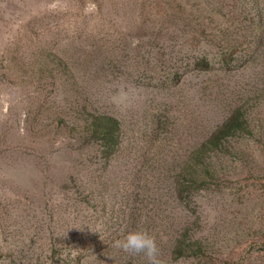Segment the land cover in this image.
<instances>
[{"label": "rangeland", "instance_id": "obj_1", "mask_svg": "<svg viewBox=\"0 0 264 264\" xmlns=\"http://www.w3.org/2000/svg\"><path fill=\"white\" fill-rule=\"evenodd\" d=\"M83 1L79 15L77 0H0V264L53 263L50 237L65 229L75 234L69 228L80 219L83 230L73 238L99 250L119 228L103 211L118 210L129 187L141 224H148L146 216L158 223V213L195 222L196 236L214 255L191 257L194 264H264V47L212 46L179 27L174 38V26L158 22L157 14L137 17L141 26L135 28L130 16L95 17V4ZM193 1L195 16L210 3ZM41 52L59 60L52 64L55 90H43L41 100L45 92L56 94L71 113L83 100L122 119L127 150L137 157L135 177H117L128 167L124 157L107 168L114 177L104 188L90 182L94 202L86 203L77 181H70L74 167L85 179L90 175L83 166L90 167V148L78 147L49 112L38 111V83L51 80L20 70L37 69ZM203 53L212 69L195 64ZM223 59L229 69H220ZM226 96L248 109L252 134L244 131L236 145L247 158L226 156L220 178L184 182L187 190L172 195L173 184L150 175L151 158L158 153L182 163L199 131L228 116ZM154 135L159 139L152 144Z\"/></svg>", "mask_w": 264, "mask_h": 264}, {"label": "trees", "instance_id": "obj_2", "mask_svg": "<svg viewBox=\"0 0 264 264\" xmlns=\"http://www.w3.org/2000/svg\"><path fill=\"white\" fill-rule=\"evenodd\" d=\"M77 13L80 15L83 9V0H77ZM96 8L95 17H106L111 21V16L123 19L130 16L131 27L141 26V22L136 21L140 16L150 13L157 14L158 22H166L174 26L169 36L178 38L175 31L180 28L183 34H187L189 39L205 38L212 46L225 47V49H237L246 44V48L254 46L264 47V0H207L210 1L207 6L202 7L199 14L195 16L193 9V0H91ZM202 13L206 16L200 17ZM117 16V17H116ZM132 20V21H131ZM178 31V32H179ZM103 47L99 48L102 49ZM226 54V53H225ZM52 55L53 58H50ZM36 61L37 69L23 70L25 74L33 75L38 80L42 78L50 79L46 83H38L36 105L38 111L49 112V118L52 123L58 125L65 135L74 138L78 147H89V165H83L88 169L90 175L85 179L74 170L70 176L71 182L79 184L78 190L85 198L86 203L94 202L96 198L90 195L93 191L90 189L91 181H99L103 188L106 182L114 176L108 171V167H114V164L120 159L127 160L128 167L125 171H118L117 177H135L131 170H135L137 157H131L128 148L127 132L122 119L100 110V107L93 104L79 101L77 105L80 108L64 109L63 105L57 101L56 94L50 97L45 92L43 101L40 93L50 87V92L55 90V79L53 62L57 61L56 54H39ZM227 59H223L220 69L228 68ZM195 64L205 67L206 70L212 69L211 59L203 53L197 58ZM51 65V67H50ZM229 69V68H228ZM214 93V91H209ZM228 101V116L220 123L219 121L203 131H199L198 141L185 155L184 161L176 164L169 163L165 158H161L158 153L151 158L149 173L161 180H168L172 185L171 194L177 195L186 189L184 182L191 185L205 184L208 180H215L222 176L224 162H227L226 156L232 158H247L245 149L242 146H236L237 141L244 142L242 135L244 131L252 134L248 129V109L243 104H238L229 96L224 99ZM92 105V106H91ZM46 127V126H44ZM237 138V139H236ZM158 136L151 138L152 144L158 140ZM127 141V146L125 142ZM233 142V147L231 143ZM136 148L133 146V149ZM137 155V150L134 151ZM248 156V155H247ZM124 172H127V174ZM111 176V177H110ZM110 177V178H109ZM109 178V179H108ZM130 191L125 192L121 197L123 203L118 210H113L112 214L106 215L103 211V217H108L115 224L116 230L109 233L105 239L106 244L101 248L95 249L86 243H80L81 238L76 241L73 237L84 224L80 219L77 228L70 227L75 234L63 231L59 237H50L52 242L51 255L53 263L50 264H148L146 258L141 256H132L124 253L115 246V242L123 238L132 230H147L154 235L157 245L160 249V259L163 264H174V261L180 258H212L211 246L203 238L197 237L194 229L195 222L189 220L188 215L174 216L153 215L159 221L153 223V217H147L148 224H141L142 214L139 212L137 197L131 195L134 188L129 187ZM187 190V189H186ZM190 199V198H189ZM188 199V200H189ZM102 206L108 202L103 199L100 201ZM87 217H85L86 219ZM149 221H151L149 223ZM86 222L87 219H86ZM89 228V227H88ZM114 228V229H115ZM106 232V231H105ZM71 244V245H70Z\"/></svg>", "mask_w": 264, "mask_h": 264}, {"label": "clouds", "instance_id": "obj_3", "mask_svg": "<svg viewBox=\"0 0 264 264\" xmlns=\"http://www.w3.org/2000/svg\"><path fill=\"white\" fill-rule=\"evenodd\" d=\"M115 246L128 255H142L146 258L148 264H163L160 259V249L156 237L147 230L129 231L122 239L115 242ZM176 264H194V260L180 258Z\"/></svg>", "mask_w": 264, "mask_h": 264}]
</instances>
